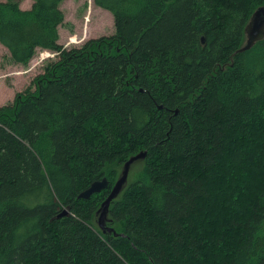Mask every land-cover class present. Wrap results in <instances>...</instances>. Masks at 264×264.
Segmentation results:
<instances>
[{"label": "trees", "instance_id": "1", "mask_svg": "<svg viewBox=\"0 0 264 264\" xmlns=\"http://www.w3.org/2000/svg\"><path fill=\"white\" fill-rule=\"evenodd\" d=\"M62 1H0L12 61L56 53L0 105V264H264V37L231 56L264 0H93L115 30L72 47Z\"/></svg>", "mask_w": 264, "mask_h": 264}, {"label": "rangeland", "instance_id": "2", "mask_svg": "<svg viewBox=\"0 0 264 264\" xmlns=\"http://www.w3.org/2000/svg\"><path fill=\"white\" fill-rule=\"evenodd\" d=\"M18 2L23 9L29 8L32 4V0H18ZM60 7L64 12V21L59 26V43L65 47L80 46L90 38L110 35L115 30L112 14L96 6L93 0H63ZM55 55V52L49 50H38L28 63L19 64L12 61L7 48L0 43V105L11 104L16 94L27 89L33 90L35 77L42 74L47 65L56 59ZM261 149L262 147L258 151ZM256 159L255 155H251L247 167L250 168L251 162H255ZM137 162L132 164L126 184L139 168L140 163ZM223 164L224 158L216 162V173H219ZM238 177L240 183L237 182L238 180L226 179V185L231 187L239 185L240 191L243 190L242 184H248V188L253 185L254 179L251 178L250 173L249 176L246 173ZM95 219L97 225V217Z\"/></svg>", "mask_w": 264, "mask_h": 264}, {"label": "water", "instance_id": "3", "mask_svg": "<svg viewBox=\"0 0 264 264\" xmlns=\"http://www.w3.org/2000/svg\"><path fill=\"white\" fill-rule=\"evenodd\" d=\"M245 41L243 45L238 47L231 56L244 52L250 49L257 41L261 40L264 37V7L257 8L252 15L250 16L249 21L247 22L245 29ZM203 41V39H202ZM146 151H140L135 155L129 157L123 164L119 177L116 179L114 184L111 186L109 193L106 198L102 201L100 207L98 208L97 214V225L103 232H114L112 227L106 226V221L108 219V207L110 202L117 197V195L122 190L123 186L126 184L129 171L133 163L141 161L145 158ZM108 187V180L102 178L101 180H96L92 182L89 187L83 190L78 198L88 199L92 194L99 193L103 189ZM68 214V211L64 209L62 215Z\"/></svg>", "mask_w": 264, "mask_h": 264}]
</instances>
